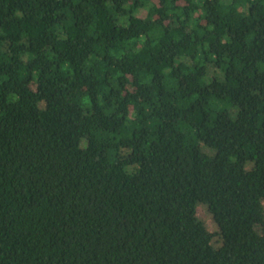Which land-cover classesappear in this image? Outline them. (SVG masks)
<instances>
[{"label": "trees", "instance_id": "16d2710c", "mask_svg": "<svg viewBox=\"0 0 264 264\" xmlns=\"http://www.w3.org/2000/svg\"><path fill=\"white\" fill-rule=\"evenodd\" d=\"M0 264H264V0H0Z\"/></svg>", "mask_w": 264, "mask_h": 264}, {"label": "rangeland", "instance_id": "374dc122", "mask_svg": "<svg viewBox=\"0 0 264 264\" xmlns=\"http://www.w3.org/2000/svg\"><path fill=\"white\" fill-rule=\"evenodd\" d=\"M196 215L200 220H202L205 223L207 229L210 232L215 231L216 229L215 225L212 221L210 214H208V212L206 211L205 207L199 205L196 210Z\"/></svg>", "mask_w": 264, "mask_h": 264}]
</instances>
